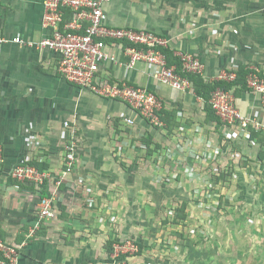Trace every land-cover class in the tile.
Wrapping results in <instances>:
<instances>
[{
    "label": "crops",
    "instance_id": "crops-1",
    "mask_svg": "<svg viewBox=\"0 0 264 264\" xmlns=\"http://www.w3.org/2000/svg\"><path fill=\"white\" fill-rule=\"evenodd\" d=\"M105 11L111 25L154 30L171 40L173 51L197 55L206 81H216L222 71L238 77L242 67H256L264 77V0H112ZM43 17L44 0H0V32L8 38L41 40L48 34ZM58 62L48 48L0 45V238L19 249V264L102 262L110 218L127 211L123 200L160 190L151 184L166 161L189 183V177L203 179L205 169L226 168L236 152L248 160L242 185L264 196V128L249 130V138L238 125L218 126L202 98L157 82L147 63H106L105 78L147 86L161 96L165 124L157 127L124 101L69 82ZM229 91L243 114L264 125L260 94L246 83ZM66 120L77 129L78 148L66 180L58 187L47 181L42 190L14 180L10 171L20 163L52 174L64 169ZM52 190L55 216L37 225L41 194Z\"/></svg>",
    "mask_w": 264,
    "mask_h": 264
},
{
    "label": "built area",
    "instance_id": "built-area-1",
    "mask_svg": "<svg viewBox=\"0 0 264 264\" xmlns=\"http://www.w3.org/2000/svg\"><path fill=\"white\" fill-rule=\"evenodd\" d=\"M111 1L44 0L43 25L48 29V34L35 42L20 36L8 38L0 32V45L14 42L54 51L59 56L57 70L66 80L102 97L124 101L152 125L161 127L165 124L161 96L147 86L133 85L126 81L112 82L103 76V67L106 63H113L133 68L137 63L144 62L153 69V77L157 82L194 93L193 83L185 74L202 75L205 64L197 55L178 50L174 51L182 64V69L178 70L176 64H169L164 52L171 41L167 36L148 28L109 24L105 5ZM68 10L71 12L69 18L66 17ZM236 78L235 72L222 71L216 81H234ZM246 82L250 89L260 94L264 107V77L260 70L256 67L249 68ZM209 103L224 123L238 125L249 138V130L259 131L264 128L261 122L243 114L236 107L233 94L223 87H218L211 93ZM128 123L132 124L134 120L128 119ZM64 127L67 130L65 167L60 173L52 174L34 165L20 163L10 171L11 177L16 181L37 184L40 190L47 181L60 186L74 170L78 160L77 129L68 120L64 122ZM3 159L0 140V164ZM55 194L56 190L41 194L37 225L44 219L55 216ZM115 247L122 252L136 248L130 242ZM19 255L16 246L0 238V264H19Z\"/></svg>",
    "mask_w": 264,
    "mask_h": 264
},
{
    "label": "rangeland",
    "instance_id": "rangeland-1",
    "mask_svg": "<svg viewBox=\"0 0 264 264\" xmlns=\"http://www.w3.org/2000/svg\"><path fill=\"white\" fill-rule=\"evenodd\" d=\"M242 156L234 152L229 166L205 169L203 179L189 183L166 161L151 184L160 190L123 200L127 211L110 218L98 264H264V196L242 185ZM125 242L136 248L116 250Z\"/></svg>",
    "mask_w": 264,
    "mask_h": 264
},
{
    "label": "trees",
    "instance_id": "trees-1",
    "mask_svg": "<svg viewBox=\"0 0 264 264\" xmlns=\"http://www.w3.org/2000/svg\"><path fill=\"white\" fill-rule=\"evenodd\" d=\"M71 12L68 10L67 11V15L66 17L69 18L70 17ZM164 52L167 55L168 58V62L169 64H176L178 67V70L182 69V64L180 61V58L174 55V51L173 48L171 46H169V48L164 49ZM249 69H245V68H240V70L238 71V77L237 79L232 82V83H226L225 81H214V82H209L206 81L202 75L200 74H185L187 77H189V79L192 81L193 86L195 88V93L197 96H199L200 98H202L203 102H204V107L207 113V117L210 120H213L217 123L218 126L222 125L223 122L222 120L216 115L214 109L212 108V105L209 103L210 97H211V93L218 87H223L226 90H229L231 88V86L233 84H247L246 82V76L248 74ZM163 114H164V110H163ZM164 117V116H163ZM40 170H44L43 168H39ZM186 205H182L181 208H178L181 212H183L182 218H185V208ZM124 256V255H123Z\"/></svg>",
    "mask_w": 264,
    "mask_h": 264
}]
</instances>
